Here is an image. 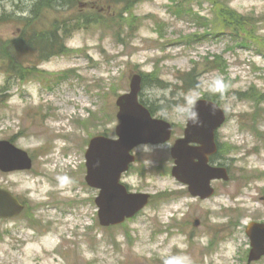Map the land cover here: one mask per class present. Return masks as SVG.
I'll return each instance as SVG.
<instances>
[{"label": "rangeland", "instance_id": "rangeland-1", "mask_svg": "<svg viewBox=\"0 0 264 264\" xmlns=\"http://www.w3.org/2000/svg\"><path fill=\"white\" fill-rule=\"evenodd\" d=\"M173 2L126 9L121 0H76L46 11L37 0H0V45L52 24L69 32L66 52L46 61L26 55L23 77L9 76L0 60V141L32 162L0 172V188L25 203L19 216L0 220V264H264L246 260L245 235L249 222L264 221V98L236 95L252 86L264 94V0L183 1L189 14H175L181 4ZM227 13L249 19L239 30L245 41L228 34ZM135 73L147 76L140 99L174 134L168 144L137 147L122 178L151 195L148 206L102 228L84 153L91 137H115L116 99ZM204 95L227 114L216 139L231 179L212 182L214 195L201 201L170 176L169 149Z\"/></svg>", "mask_w": 264, "mask_h": 264}, {"label": "water", "instance_id": "water-1", "mask_svg": "<svg viewBox=\"0 0 264 264\" xmlns=\"http://www.w3.org/2000/svg\"><path fill=\"white\" fill-rule=\"evenodd\" d=\"M141 76L133 75L129 93L116 100L119 125L115 128L117 139L104 136L92 138L85 153L88 186L98 189L95 206L102 227L123 223L149 200L144 193H130L120 183V178L135 161L131 151L138 145H159L171 136V125L153 119L150 112L137 100ZM225 113L219 106L206 99L197 101L187 117L184 136L173 144L170 157L174 160L171 175L187 186L192 197L208 199L214 190L211 181H228L224 167L209 164V157L217 151L215 131L225 122ZM196 144V145H193ZM31 160L25 151L16 149L9 141H0V171L29 170ZM23 206L11 193L0 189V219L18 216ZM246 235L250 240L248 262L258 261L264 256V223H249Z\"/></svg>", "mask_w": 264, "mask_h": 264}, {"label": "trees", "instance_id": "trees-1", "mask_svg": "<svg viewBox=\"0 0 264 264\" xmlns=\"http://www.w3.org/2000/svg\"><path fill=\"white\" fill-rule=\"evenodd\" d=\"M124 5L126 6V9H129L132 4L135 2H138L139 0H121ZM174 0H171V3L174 4ZM187 2L188 0H179V4H175V14H179L181 12L184 13H191V8H190V3L188 6H186L182 2ZM76 0H37V8H44V10H51L54 7L52 5L54 3H58L57 5L61 4L63 6H67L69 8H74ZM172 4V5H173ZM56 5V6H57ZM55 6V7H56ZM174 8V7H173ZM233 17L232 21V32H229L234 41H245V37H241L239 35V30H242L243 26L248 25L249 19H245L243 16L237 15L230 13ZM229 14V15H230ZM227 13V17H229ZM195 21L200 25L199 22L204 20L202 17L199 18L197 15H195ZM229 20V19H228ZM227 22V20H224L223 24ZM29 24H25V29L29 28ZM62 30L63 36L62 38L59 37V32ZM58 32L57 26L55 24H52L50 26V29L47 31H32L29 34L24 33L23 35L18 36L17 38H13L12 40L2 43L0 45V60H2L1 65L6 73L10 75H16L18 77H23L24 76V71L21 68L22 66L26 65L25 60H26V55L34 56L37 59H40L42 61L48 60L50 57H54L56 55H59L61 53L66 52L64 50V45L62 44V40L64 37L68 35V29L63 27L60 29ZM196 38V37H195ZM27 52V53H26ZM217 57V56H215ZM215 63V62H214ZM214 63L213 66H214ZM193 71V70H192ZM147 76L145 75L144 80H143V85L145 82V79ZM192 88H197L196 85H193L190 87ZM241 98L244 99H249V100H258L259 98H264V94H261L254 86H252L248 91L246 92H239ZM206 98L216 101L211 97H208L205 95ZM150 110V108H149ZM151 111V110H150ZM152 112V111H151ZM220 153H221V147L218 146V152L216 154V157L213 158V160H218L220 158Z\"/></svg>", "mask_w": 264, "mask_h": 264}, {"label": "bare ground", "instance_id": "bare-ground-1", "mask_svg": "<svg viewBox=\"0 0 264 264\" xmlns=\"http://www.w3.org/2000/svg\"><path fill=\"white\" fill-rule=\"evenodd\" d=\"M182 249V248H181ZM183 253V252H182Z\"/></svg>", "mask_w": 264, "mask_h": 264}]
</instances>
